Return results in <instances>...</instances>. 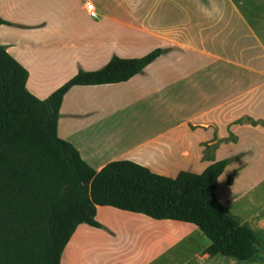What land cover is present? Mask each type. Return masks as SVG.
<instances>
[{"label": "crops", "instance_id": "obj_1", "mask_svg": "<svg viewBox=\"0 0 264 264\" xmlns=\"http://www.w3.org/2000/svg\"><path fill=\"white\" fill-rule=\"evenodd\" d=\"M0 17V45L41 100L80 68L164 49L127 82L72 87L58 136L95 170L130 160L175 178L234 158L216 196L246 201L264 230V0H0ZM96 219L103 228L79 225L62 264H229L205 252L194 224L111 206Z\"/></svg>", "mask_w": 264, "mask_h": 264}, {"label": "trees", "instance_id": "obj_2", "mask_svg": "<svg viewBox=\"0 0 264 264\" xmlns=\"http://www.w3.org/2000/svg\"><path fill=\"white\" fill-rule=\"evenodd\" d=\"M3 24L9 23L0 17ZM164 53L158 48L139 58L113 55L97 70L79 69L41 100L26 87L28 71L0 45V264H62L79 225L103 228L96 219L99 206L194 224L210 241V257L247 261L264 252L216 196L218 179L234 158L175 178L130 160L95 170L58 136L60 108L72 87L127 82Z\"/></svg>", "mask_w": 264, "mask_h": 264}, {"label": "rangeland", "instance_id": "obj_3", "mask_svg": "<svg viewBox=\"0 0 264 264\" xmlns=\"http://www.w3.org/2000/svg\"><path fill=\"white\" fill-rule=\"evenodd\" d=\"M80 69H82V68H80ZM212 150H213L212 147H208L205 150V156L206 157L209 156V154L212 152ZM223 204L228 208V210L232 214H234L235 216H237L239 218V221L243 226H246L247 228H249L256 235V237L260 240L262 250L264 251V230H260L258 227L253 225L254 223L252 220H249V216H250L248 214L249 211L246 209L247 202L243 201V200H239V201L233 200L230 202H223ZM201 238H202L201 244H203V243H206L207 245L210 244V241L206 237H204L202 234H201ZM218 258L223 259V256L220 255V256H218ZM224 260H227V262H229V264L231 261L235 262V264H244L242 261H236L235 259H232V258L224 257ZM253 260H255V263L264 264V252L255 256ZM207 262H208V264H212V262H214V261L211 260V261H207Z\"/></svg>", "mask_w": 264, "mask_h": 264}, {"label": "built area", "instance_id": "obj_4", "mask_svg": "<svg viewBox=\"0 0 264 264\" xmlns=\"http://www.w3.org/2000/svg\"><path fill=\"white\" fill-rule=\"evenodd\" d=\"M86 8H87L88 12L90 13V15L92 17H97V11L94 8V4L93 3H88Z\"/></svg>", "mask_w": 264, "mask_h": 264}]
</instances>
